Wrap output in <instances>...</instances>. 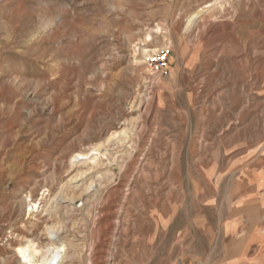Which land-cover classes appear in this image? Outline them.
<instances>
[{
  "label": "rangeland",
  "instance_id": "obj_1",
  "mask_svg": "<svg viewBox=\"0 0 264 264\" xmlns=\"http://www.w3.org/2000/svg\"><path fill=\"white\" fill-rule=\"evenodd\" d=\"M218 1L0 0V264H264V0Z\"/></svg>",
  "mask_w": 264,
  "mask_h": 264
},
{
  "label": "bare ground",
  "instance_id": "obj_2",
  "mask_svg": "<svg viewBox=\"0 0 264 264\" xmlns=\"http://www.w3.org/2000/svg\"><path fill=\"white\" fill-rule=\"evenodd\" d=\"M210 6L211 4L203 6V8L200 11L191 14L187 18V21L185 23L186 30L192 28L195 25V22L198 20V18L201 17L202 13L209 11ZM155 30H160V27L158 26L156 29L153 28L147 30L146 32L147 40L152 41ZM167 39L168 38L166 37L165 34H162L160 36V40L162 41V44L165 45V47L170 45ZM160 49L161 48L149 49V47L148 48L144 47L142 49V56L145 58V60L150 59L151 57H154L156 53L160 51ZM59 228H60L59 225L58 226L51 225L50 227H47L46 232L49 236V242L45 246L40 247L41 249L28 250L23 256L22 259L23 263L24 264H61L62 260L66 257V247L64 242L59 236V232H58Z\"/></svg>",
  "mask_w": 264,
  "mask_h": 264
},
{
  "label": "built area",
  "instance_id": "obj_3",
  "mask_svg": "<svg viewBox=\"0 0 264 264\" xmlns=\"http://www.w3.org/2000/svg\"><path fill=\"white\" fill-rule=\"evenodd\" d=\"M169 50L160 51L151 62L150 67L154 72L165 73L169 64Z\"/></svg>",
  "mask_w": 264,
  "mask_h": 264
}]
</instances>
